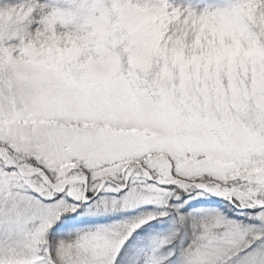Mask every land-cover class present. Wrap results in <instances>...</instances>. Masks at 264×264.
<instances>
[{
  "label": "snow or ice",
  "instance_id": "snow-or-ice-1",
  "mask_svg": "<svg viewBox=\"0 0 264 264\" xmlns=\"http://www.w3.org/2000/svg\"><path fill=\"white\" fill-rule=\"evenodd\" d=\"M0 264H264V0H0Z\"/></svg>",
  "mask_w": 264,
  "mask_h": 264
}]
</instances>
